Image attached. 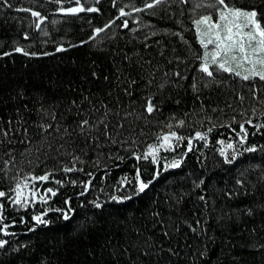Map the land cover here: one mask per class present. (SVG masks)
<instances>
[{"label": "trees", "instance_id": "1", "mask_svg": "<svg viewBox=\"0 0 264 264\" xmlns=\"http://www.w3.org/2000/svg\"><path fill=\"white\" fill-rule=\"evenodd\" d=\"M82 2L87 9L96 0ZM143 2L117 0L113 5L111 0H99L100 12L64 14L54 11L59 6L56 0H9V5L0 0V52H9L0 56V189L14 199L20 177L31 180L28 172L40 175L53 168L61 169L52 173L57 180L66 181L63 185L56 180L32 181L29 187L40 190L36 195L47 186L60 191L46 202L26 196L32 201L27 208L0 197L5 205L0 227L7 224L9 228L7 233L0 232V239L7 241L0 245V264H264V148L246 150L251 144L264 146V126L258 130L247 124L249 118L264 121L260 115L264 83L256 79L255 97L251 95L252 81L226 72L217 76L219 83L205 86L200 76L206 74L199 70L196 59L203 51L191 23L204 9L194 14L188 9L196 0H173L169 8H155L154 15L141 11L137 21L136 13L128 14L129 5L138 7ZM231 2L264 10V0ZM21 5L48 17L41 29L30 24L34 17ZM64 6H70L69 0ZM120 7L126 10L123 18L118 15ZM114 17L98 38L88 40L96 26ZM123 19L130 21L127 28L121 27ZM148 21H152L153 35H148ZM137 24L141 26L136 28ZM164 28L169 31H160ZM25 31L30 33L28 37ZM179 32L184 33V40ZM81 40L85 43H78ZM61 43L66 45L64 49H59ZM17 44L26 52L10 51ZM28 52L47 54L30 56ZM176 68L186 72L187 78L174 76ZM193 78L199 82V90L191 86ZM161 83L163 88L158 87ZM239 93L245 97L242 103ZM149 94L158 106L152 114L144 108ZM125 112L130 115L124 116ZM105 114L109 130L122 133L118 138L125 147L101 143L106 140L103 124L96 132L99 140L92 138L88 125L82 126L88 131L80 133L79 120L88 119L91 125ZM178 118L186 121L182 127L175 124ZM122 120L123 128H117ZM170 121L185 139L174 148L161 149L159 165L150 157L137 160L132 151L143 154L147 144L158 141L161 129L169 130ZM240 121L249 129L244 143L239 141ZM43 124L52 127L45 129ZM207 128H212L208 143L194 136L195 131ZM133 133L135 140L131 139ZM189 136L194 137L191 151L187 149ZM221 137L235 143L234 149H227L229 160L219 151L227 147L219 142ZM233 151L239 155L233 157ZM74 155L80 159L74 162ZM97 156L99 165L94 159ZM181 156L178 167L163 168L165 162ZM73 164V172L63 171L64 165ZM104 164L108 167H102ZM137 167L146 180L158 169L160 176L144 192L130 195L135 192ZM93 172L96 175L87 192L83 184L68 182L87 181ZM124 176L127 185L122 184ZM201 177L205 185L194 187L193 181ZM241 179L242 185L237 183ZM115 195L129 198L109 199ZM94 199L103 201V206L96 207ZM66 209L71 211L67 219L63 216ZM41 211L48 224L33 219ZM169 224L179 231L165 236L162 229Z\"/></svg>", "mask_w": 264, "mask_h": 264}, {"label": "snow or ice", "instance_id": "2", "mask_svg": "<svg viewBox=\"0 0 264 264\" xmlns=\"http://www.w3.org/2000/svg\"><path fill=\"white\" fill-rule=\"evenodd\" d=\"M66 0H56V3L59 5L54 9V11L64 14H78L82 10H86L88 12H100L101 8L98 6L99 0H96V3H93L90 7L85 9V4L82 2V0H69L70 6H64ZM112 4L115 5L117 3V0H111ZM173 3V0H145L140 6H135L134 4L129 5V15L132 13H136L135 19L139 21L141 19L139 13L141 11L148 12L151 14H155L154 9L157 7L161 8H169V6ZM5 5H9V0H4ZM22 10L27 11L31 13L32 17L34 19L30 20V24H34L36 29L42 28V21H45L48 19L47 16H45L41 11L33 8V7H27L24 8L22 5L20 6ZM197 9H204L203 14L196 15L194 19H192L191 23L194 26L196 38L199 41V45L202 47L203 54L198 55L196 59L199 61L198 68L199 70L206 75H201L200 80L204 82L205 86L210 87L211 83H219L220 81L217 79V76L222 73H230L233 76H239L243 80L252 81V90L251 95L253 97L257 96V84L255 83L256 79L259 78V81L261 83H264V10H260L258 7H239L236 6L231 2V0H196V4L193 8L188 9V11L192 13H196ZM170 10V9H169ZM125 8L120 7L118 9V15L123 18L125 15ZM215 17V18H214ZM61 17L60 19H62ZM114 19H109L107 23L103 24L102 26H96L92 34L88 37V40H92L93 38H98V34H102L105 29H108L111 24H113ZM128 19H123V22L121 24V27L127 28L129 25ZM178 23H182L181 21H177ZM147 24L149 27V33L148 35H153V31L151 28L152 21H148ZM141 25L137 24L136 28H139ZM187 27V25H185ZM136 28H133L132 31L135 33ZM160 31L168 32L169 29L164 28L160 29ZM30 35L29 32L25 31L24 36L28 37ZM115 35V33H113ZM179 35L182 40L185 39L184 33L179 32ZM145 41L147 40V37L143 38ZM186 43H191L189 41H185ZM78 43H85V41L81 40ZM68 47H71L72 45H67ZM147 46V45H145ZM66 47L65 44L61 43L59 45V49H64ZM10 51H17L24 53L26 52V49L22 46L17 44L15 48L11 49ZM30 56H37V55H46L47 53H39V52H28L27 53ZM9 55V52H0V56H7ZM177 60L181 59V57H176ZM153 73H155V69L152 70ZM166 75V73H165ZM173 75L176 77H180L182 79L187 78V73H181L179 68H176L173 72ZM153 81L149 79L148 83L151 84ZM132 83H135V81H132ZM198 81H196L195 78H193L192 87L196 90H199L198 88ZM159 88L164 87V83H161ZM128 89H125V92H127ZM239 101L242 103L245 99L243 93H239L238 97ZM73 104H75V101H73ZM93 108L95 109V105H93ZM145 111L147 114H152L155 111L158 110L157 104L154 102L153 95L149 94L146 95V104L144 105ZM200 111H204L203 108L200 109ZM241 112H244L245 115H247V112L245 109L241 108ZM253 115L256 114V109H252ZM130 113L125 112L124 116H128ZM262 117H264V111L260 113ZM172 116L175 117V113L172 114ZM137 118H141V114H137ZM52 119L55 120L56 117L53 115ZM209 120L212 119L211 116L208 117ZM233 120L236 119L235 116L232 117ZM107 120V114L104 116H101L99 120H97L96 123H93L89 125L88 119H81L78 122V128L80 133L84 134L88 131L85 127H82L84 125H88L89 129L92 131V138L99 140V135H96V132L101 131L100 125L103 124V135L106 137L105 141H102L101 143H118L121 147H125V144L122 140H120L118 137L122 135L120 132H113L109 130ZM186 123L184 119H176L175 124L180 125L181 127ZM226 123L229 124V127L231 126L230 122L226 121ZM247 124L255 125L256 129H260L262 126H264V121H261L260 123L255 122L251 118L247 120ZM124 121L122 120L119 124H117V128H123ZM43 127L45 129L51 128V124H43ZM215 127V125H213ZM239 129L241 130L239 133V141L241 143H244L248 140L249 136V129L245 126V123L243 121L239 122ZM58 130V129H57ZM142 131V130H141ZM212 131V128H207L203 131L197 130L194 133L195 137H199L201 140H203L205 143H208V133ZM5 135H7V131H5ZM125 140L129 139V137H125ZM131 139L135 140L136 136L133 133L131 135ZM185 138L184 136L175 129V127L172 126V122H169V130L164 131L161 129L159 133V139L156 142H152L147 144V147L143 154L138 151H132V155L136 157L137 160H140L142 157L144 159L151 158L152 161H154L157 165L160 164L161 157L159 156V153L161 149H171L174 148V146L183 141ZM193 136L187 137V149L188 151H191L193 147ZM219 142L221 144H226L227 147L220 148L219 151L224 157L225 160H229V153L227 149L235 148V143L232 140L225 141L223 137L220 138ZM43 147V145H42ZM50 148L51 145H48ZM97 147H100V145H97ZM129 148H131V145H128ZM258 148H264L262 145L258 144H251L246 150L247 151H255ZM39 151V149H37ZM109 156L113 155V153L109 152ZM233 157L236 155H239V153H236L233 151L231 153ZM120 159H123V157H119ZM73 161H77L80 159L78 155H74L72 157ZM96 160V163L99 165L100 160L99 157L94 158ZM183 161V156L178 157L174 159L171 163L165 162L163 164V168H174L178 167ZM102 167L107 168L108 165L104 164ZM75 169V164H73V167H69L68 165L63 166V171L71 173ZM83 170V169H81ZM61 169L53 168L49 169L48 171L43 172L40 175H37L34 172H28L27 176L31 177L32 179L29 180L25 177H20L19 180L15 183L14 186V199L13 196L7 195V193L0 189V197H7L8 201H11L13 204L18 205L21 208H27L29 204L32 202L28 199H25L26 196H33L35 195V199L41 202H46L51 198V196H55L59 191V187H53V186H47L44 188V191L40 193L39 195H36L37 192L40 190L38 188L29 187V185L32 183V181H48V180H56L58 185H63L66 181L63 179L57 180V177L52 174L55 172H59ZM96 175L95 172L90 173V178L87 181H81L77 179H72L68 182L72 184L81 183L84 185V191L87 192L89 188L92 185V179L91 177H94ZM160 176V170H156L152 175L150 179H145L142 176V170L137 167L135 170V179L133 181L135 186V192L130 193V195H134L136 193L144 192L146 189L149 188V186L153 183L154 180L157 179V177ZM122 184L127 185L129 183L128 177L124 176L121 178ZM237 183L244 184V180H238ZM202 185H205L204 178H198L197 180L193 181L194 187H200ZM103 190V189H101ZM51 194V195H49ZM230 196L233 195V193H228ZM129 196L124 195H115L109 197V199H114L117 201H122L125 199H128ZM203 199V197H201ZM69 209L71 208V198H66ZM84 201L81 200V204H83ZM93 204L96 205V207H102L103 201L99 199H94L92 201ZM5 205L3 202H0V213L3 212ZM247 211L252 212V209H247ZM71 215L70 210H64L63 216L65 219L69 218ZM155 216H160L159 212L154 213ZM4 219V216L0 214V221ZM33 219L41 224H48L49 220L45 219V213L43 211L39 213H34ZM11 223L15 224L16 220H12ZM161 224H164V221H160ZM190 223V222H186ZM196 223H199L197 220ZM33 228L36 227V224L32 225ZM192 230L196 231L195 226H192ZM9 231L8 225L4 224L2 227H0V232L7 233ZM163 234L165 236L169 235L170 232H177L179 229L172 224L166 225L163 229ZM7 241L5 239H0V245H5ZM149 251V247L146 244L145 245V254H147ZM168 251H172V249H168ZM201 255H206V251L202 252Z\"/></svg>", "mask_w": 264, "mask_h": 264}]
</instances>
